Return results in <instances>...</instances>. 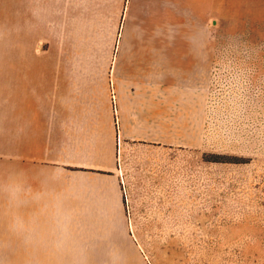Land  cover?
Wrapping results in <instances>:
<instances>
[{"label":"crops","instance_id":"obj_1","mask_svg":"<svg viewBox=\"0 0 264 264\" xmlns=\"http://www.w3.org/2000/svg\"><path fill=\"white\" fill-rule=\"evenodd\" d=\"M188 1L0 0L3 33L60 55L19 42L0 58V184L33 193L14 209L0 194V264H123L125 163L172 142V67L208 64Z\"/></svg>","mask_w":264,"mask_h":264},{"label":"rangeland","instance_id":"obj_2","mask_svg":"<svg viewBox=\"0 0 264 264\" xmlns=\"http://www.w3.org/2000/svg\"><path fill=\"white\" fill-rule=\"evenodd\" d=\"M188 14L208 64L172 67V142L125 163L123 264H264V6L189 0ZM3 30L0 58L19 42L60 56Z\"/></svg>","mask_w":264,"mask_h":264},{"label":"clouds","instance_id":"obj_3","mask_svg":"<svg viewBox=\"0 0 264 264\" xmlns=\"http://www.w3.org/2000/svg\"><path fill=\"white\" fill-rule=\"evenodd\" d=\"M0 194L6 197L9 209H14L27 201L29 197L33 198L30 188H26L24 181L20 177L10 178L7 183L0 184ZM14 230H22L24 225L18 216H13L9 224Z\"/></svg>","mask_w":264,"mask_h":264}]
</instances>
